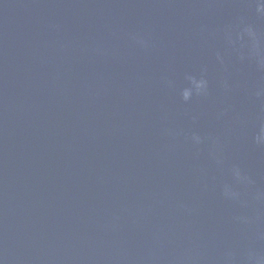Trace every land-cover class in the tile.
<instances>
[{
    "label": "water",
    "instance_id": "water-1",
    "mask_svg": "<svg viewBox=\"0 0 264 264\" xmlns=\"http://www.w3.org/2000/svg\"><path fill=\"white\" fill-rule=\"evenodd\" d=\"M241 19L264 40L253 0H0L2 264L264 256V70L223 35Z\"/></svg>",
    "mask_w": 264,
    "mask_h": 264
},
{
    "label": "clouds",
    "instance_id": "clouds-1",
    "mask_svg": "<svg viewBox=\"0 0 264 264\" xmlns=\"http://www.w3.org/2000/svg\"><path fill=\"white\" fill-rule=\"evenodd\" d=\"M255 11L259 16H264V0H253ZM224 39L229 45L240 44L241 47L247 45V57L254 58L256 60L257 67L260 70H264V40L261 39L257 30L248 23H245L241 19L239 25L235 28H226L224 30ZM240 59L245 58V53L240 52ZM217 60L223 63V59L219 53H217ZM188 85L183 87L180 91V96L183 101H189L195 96H206L209 90V81L204 75L200 77L188 76ZM223 86L227 88V83L223 82ZM258 97L264 96V88H260L255 92ZM254 143L258 146H264V118L261 119L258 130L253 137ZM191 141L194 144H200L202 137L196 133L191 136ZM231 176L236 184L250 185L253 182L252 178L242 171L239 166L234 165L231 168ZM223 195L225 198L233 201H239L241 193L236 190L232 184H225L223 186ZM255 199L264 200V192H257ZM244 223H249V217L238 218ZM264 235V234H262ZM247 264H264V256L256 254L254 251L249 250L245 257ZM2 264V261H0Z\"/></svg>",
    "mask_w": 264,
    "mask_h": 264
}]
</instances>
